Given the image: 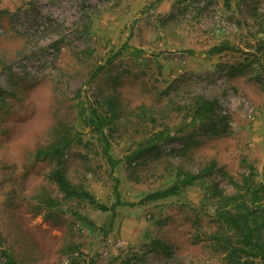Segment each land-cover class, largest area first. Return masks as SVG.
I'll return each mask as SVG.
<instances>
[{"label": "rangeland", "instance_id": "1", "mask_svg": "<svg viewBox=\"0 0 264 264\" xmlns=\"http://www.w3.org/2000/svg\"><path fill=\"white\" fill-rule=\"evenodd\" d=\"M262 38L264 0H0L2 246L20 264H231L207 239L219 225L211 189L234 193L224 172L238 180L249 165L264 178V90L249 77L261 68L228 72ZM219 44L229 47L210 50ZM200 96L230 133L212 136L188 111ZM107 97L115 109L101 132L92 113ZM164 128L175 139L138 165L114 163ZM60 130L75 140L68 177L108 207L118 192L115 213L64 199L51 181L55 161L36 152ZM210 162L212 174L175 195L130 204Z\"/></svg>", "mask_w": 264, "mask_h": 264}, {"label": "trees", "instance_id": "2", "mask_svg": "<svg viewBox=\"0 0 264 264\" xmlns=\"http://www.w3.org/2000/svg\"><path fill=\"white\" fill-rule=\"evenodd\" d=\"M227 44H219L213 46L212 52H221L228 49ZM254 52H251V58H245L237 64L230 66L229 74L239 72L247 74V67H258L261 71L250 74V79L258 83L264 90V38L258 40L254 45ZM99 70V69H98ZM97 70V71H98ZM96 71V72H97ZM107 113L94 110L92 119L94 120L98 130L102 132V127L111 121L114 114L115 104L112 97H107ZM216 101L208 99L204 96L197 98L194 106L189 107L188 111L193 113L203 121L206 125L205 130L211 131L212 136L230 133L228 116L226 114L217 113L215 110ZM184 106H179L182 110ZM151 109L146 106L138 108V116L149 121L152 127H155L156 119L151 114ZM210 134V135H211ZM175 134L168 132L167 128L153 131L151 135L142 141L137 148L130 149L122 158L117 159L114 163L125 160L128 164L140 163L145 156L152 155L157 151V143L165 139H175ZM183 139V136L178 138ZM75 140L70 136L68 130H60L59 135L49 144L38 148L37 157H44L50 161H55V167L50 171L49 177L56 184L64 199L87 200L98 209L107 211L112 210L115 213V205L122 204L118 200L108 207L104 203L97 201L95 196L84 186L75 184L68 177L65 168V155L70 150ZM81 141V140H80ZM79 141V142H80ZM109 144L105 146L104 152L108 155V159L112 161L109 153ZM180 152L186 153L188 146H182L178 149ZM215 163L210 162L203 169L196 173L185 172L178 168L176 180L168 187L158 189L146 194L139 202H132L131 205L154 201L175 195L182 187L191 185L194 181L205 178L212 174ZM134 172V171H133ZM228 181L235 187L234 193H226L223 189L214 185L211 189L212 196L215 198V215L219 221L218 228L215 232L207 235V239L211 240L213 245L220 251L225 253V258L231 264H264V178L257 179V174L253 165H249V171L243 174L240 179L236 180L232 175L224 172ZM135 181H139L140 177L135 173L133 176ZM49 206L58 205L59 202L48 198ZM71 212L80 219H84L91 223L90 220L81 215V213L71 210ZM0 264H20L15 256L9 252L0 243Z\"/></svg>", "mask_w": 264, "mask_h": 264}]
</instances>
